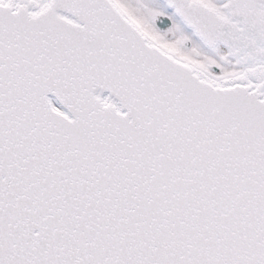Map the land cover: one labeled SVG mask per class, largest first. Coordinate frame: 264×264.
Instances as JSON below:
<instances>
[{
	"label": "snow or ice",
	"instance_id": "6c2138e0",
	"mask_svg": "<svg viewBox=\"0 0 264 264\" xmlns=\"http://www.w3.org/2000/svg\"><path fill=\"white\" fill-rule=\"evenodd\" d=\"M0 264H264V0H0Z\"/></svg>",
	"mask_w": 264,
	"mask_h": 264
}]
</instances>
